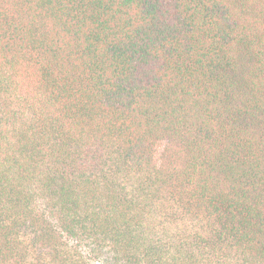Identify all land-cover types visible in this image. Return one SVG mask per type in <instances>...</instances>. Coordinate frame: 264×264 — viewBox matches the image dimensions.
I'll use <instances>...</instances> for the list:
<instances>
[{
    "label": "trees",
    "instance_id": "obj_1",
    "mask_svg": "<svg viewBox=\"0 0 264 264\" xmlns=\"http://www.w3.org/2000/svg\"><path fill=\"white\" fill-rule=\"evenodd\" d=\"M0 264H264V0H0Z\"/></svg>",
    "mask_w": 264,
    "mask_h": 264
}]
</instances>
